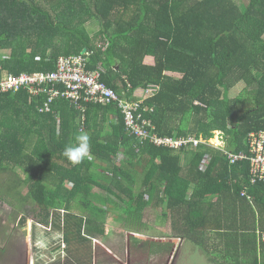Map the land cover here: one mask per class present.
I'll list each match as a JSON object with an SVG mask.
<instances>
[{"label":"trees","instance_id":"16d2710c","mask_svg":"<svg viewBox=\"0 0 264 264\" xmlns=\"http://www.w3.org/2000/svg\"><path fill=\"white\" fill-rule=\"evenodd\" d=\"M90 20L100 27L94 36ZM82 55L121 101L142 104L156 134L207 143H143L127 132L119 102L85 104L84 124L64 98L41 111L50 98L41 89L0 93V173L26 186L22 202L38 210L33 232L59 222L71 241L87 221L97 238L110 205L130 223L160 208L180 241L219 253L222 264H264V179H253L252 160L231 158L264 134V0H0V81L54 72L62 57ZM81 132L90 155L73 165L62 152ZM217 132L223 148L210 143Z\"/></svg>","mask_w":264,"mask_h":264},{"label":"built area","instance_id":"2783aa9c","mask_svg":"<svg viewBox=\"0 0 264 264\" xmlns=\"http://www.w3.org/2000/svg\"><path fill=\"white\" fill-rule=\"evenodd\" d=\"M29 87L32 92L38 94L45 91L49 94L48 102L41 111H51L52 104L58 98H64L81 110L84 114V124L87 120L85 104H99L107 106L113 102H119L125 115L126 130L129 135L141 140L143 143L150 141L157 147H169L171 149H181L184 144H194L198 147L207 141L190 138L188 141L161 137L155 133L156 127L152 120L145 117L141 110V103H129L121 101L118 95L102 80L101 70L89 71L88 60L85 56L62 57L54 72H24L21 75L9 74L0 81V93H8L15 89L19 92L23 87ZM46 86V87H43ZM153 94V89H148L146 95ZM145 112L149 109L145 108ZM215 139L210 143L215 147H224L222 134L217 132ZM254 136V135H253ZM257 138L252 141L250 152L239 154L231 153L233 162L240 159H250L253 162V179H264V134H256ZM252 154V156H250ZM90 155V154H89ZM210 160L207 159L202 164L206 169ZM247 194V192L245 193Z\"/></svg>","mask_w":264,"mask_h":264},{"label":"rangeland","instance_id":"374dc122","mask_svg":"<svg viewBox=\"0 0 264 264\" xmlns=\"http://www.w3.org/2000/svg\"><path fill=\"white\" fill-rule=\"evenodd\" d=\"M237 2L243 4L246 0H237ZM86 26L91 36H94V34H96L100 29L99 25L93 20H90ZM94 44H98V46H100L103 45V41L96 40L94 41ZM148 62L152 63L153 59L149 58ZM245 89L246 87L242 85L239 86L236 91L233 89L231 97H238L245 91ZM217 140L218 139L216 138L215 141ZM14 173H0V264L25 263L24 247L26 238L29 236V232L28 228L21 225L20 219L22 216L28 217L30 220L28 222L29 225L34 221L32 220L31 211H38L36 207L32 206L30 203L23 204L22 197L27 195L28 190L26 186L18 184L17 177L15 176L16 173ZM67 186L72 188L73 184L68 183ZM93 189L95 193H103L102 189L98 186H93ZM107 209L108 214L106 219V228L111 231V234L108 235L109 240L105 241L107 246L111 247L113 244L112 240L119 237L121 240L119 241L120 244H118L117 247H119L120 251L126 250V234L130 231H135L155 239L165 237L167 240L170 238H177L180 240V238L176 235L178 233L172 231L174 229L171 228V221L162 217V209L160 208L154 209L149 207L148 210H146L144 219L140 222V224L137 222H131L124 225L121 223L127 220L121 209L114 204L108 206ZM76 212L81 213L78 209ZM32 228L33 226L31 227V230ZM212 237L211 235H208L207 239H212ZM183 240V243L182 241H178V243L181 242L182 245L179 246L180 251L177 254L179 263L177 264H222L224 262L219 253H215V255L207 254L209 252L203 249V247L196 245V243H193L190 240ZM150 245L151 244L146 243L145 248ZM152 246L154 245L152 244ZM211 246L212 244L210 242L205 247L210 249ZM137 257L138 260L143 258V256L141 257V254L138 253ZM212 257L216 258L217 263L211 260ZM122 258H126L125 253H122ZM165 259H162L160 264H163Z\"/></svg>","mask_w":264,"mask_h":264},{"label":"flooded vegetation","instance_id":"af4514ba","mask_svg":"<svg viewBox=\"0 0 264 264\" xmlns=\"http://www.w3.org/2000/svg\"><path fill=\"white\" fill-rule=\"evenodd\" d=\"M33 223L27 225L28 227L23 226L28 228L29 232L24 247V264H160L165 258L163 264L179 263L177 254L182 244L178 243L180 240L177 238L155 239L130 231L126 234V250L120 251L117 247L121 240L119 237L112 240L111 247L106 245L105 241L109 240L108 235L111 234L106 225L105 233L93 238L86 231L88 222L84 221L82 235L78 236L79 231H77L76 239L68 241L67 224L64 225L63 230H60L59 222H51L50 225L38 223L34 233L33 228L31 230ZM128 223L130 222L123 221L121 224ZM49 233L52 235L49 236ZM146 243L151 245L145 248ZM90 246H92V254L89 253ZM122 253H125V259L122 258ZM137 253L143 258L140 257L141 259L138 260Z\"/></svg>","mask_w":264,"mask_h":264},{"label":"clouds","instance_id":"9594fccd","mask_svg":"<svg viewBox=\"0 0 264 264\" xmlns=\"http://www.w3.org/2000/svg\"><path fill=\"white\" fill-rule=\"evenodd\" d=\"M90 154V137L81 132L75 137V142L66 146L62 155L73 165L80 164Z\"/></svg>","mask_w":264,"mask_h":264},{"label":"water","instance_id":"95a60500","mask_svg":"<svg viewBox=\"0 0 264 264\" xmlns=\"http://www.w3.org/2000/svg\"><path fill=\"white\" fill-rule=\"evenodd\" d=\"M87 53V49L83 52V54L85 55Z\"/></svg>","mask_w":264,"mask_h":264}]
</instances>
